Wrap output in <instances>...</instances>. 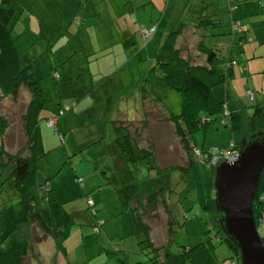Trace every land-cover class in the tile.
I'll list each match as a JSON object with an SVG mask.
<instances>
[{
  "label": "rangeland",
  "instance_id": "obj_1",
  "mask_svg": "<svg viewBox=\"0 0 264 264\" xmlns=\"http://www.w3.org/2000/svg\"><path fill=\"white\" fill-rule=\"evenodd\" d=\"M114 1L22 0L16 7L22 11L16 17L14 46L23 65L33 64L45 103L37 130L42 155L38 177L49 178L52 200L37 203L41 222L37 238L43 232L56 238L70 264H151L150 248L139 242L144 239L143 205L148 209L147 198L154 192L167 198L176 220L169 235L164 219L168 214L158 207L156 222L149 223L155 247L176 253L207 240L205 232L211 224L218 232L216 214L204 210L209 169L199 155L183 150L173 124L164 118L178 115L182 101L180 93L168 87L156 61L170 30L181 22L193 26L210 17L219 21L212 30L214 36H206L204 43L226 57L220 68L232 105L247 108L249 116L256 105L264 106V16L246 22L240 19L242 30L244 24L252 26L245 33L235 23L229 25L226 0H162L161 4L156 0L164 6L163 13L168 9L163 20L152 24L137 22L129 13L134 4L140 7L148 0H117L119 11ZM233 17L240 18L238 11ZM257 24L262 27L255 29ZM191 33L189 29L178 44L185 57L196 55ZM30 99L24 86L15 98L0 94V117L7 123L0 134V148L8 154H16L27 144L23 115ZM64 107L71 111L59 116L56 124L52 121L54 126L49 128L48 119ZM141 121L147 128L140 127ZM128 130L143 146L151 143L149 160L123 161L114 140ZM232 135L227 118L219 114L207 130L191 135L190 141L199 150H212L219 156ZM28 155L27 151L23 154ZM2 181L1 174L0 239L4 246L17 240L31 242L30 253H36L35 238L30 241L29 231L25 237L19 231L30 225L20 212L19 199ZM227 254L218 245V264L233 262L222 260ZM29 264H34L30 258Z\"/></svg>",
  "mask_w": 264,
  "mask_h": 264
},
{
  "label": "trees",
  "instance_id": "obj_2",
  "mask_svg": "<svg viewBox=\"0 0 264 264\" xmlns=\"http://www.w3.org/2000/svg\"><path fill=\"white\" fill-rule=\"evenodd\" d=\"M21 1L0 0V94L1 96L15 98L22 86L30 92L31 99L23 115L27 144L14 155L8 154L3 148H0V175H3L1 185L3 186V182H7L9 190L17 195L21 207L20 212L26 223L36 222L37 228L40 229V216L36 211L37 203L40 201L41 203L47 202L49 204L52 200L49 178L42 181L38 177V164L42 155L37 145V130L38 124L43 120L40 117V113L44 110L45 103L40 99L42 94L38 86L39 79H36L32 73L33 64L23 65L21 57L14 46V26L18 23V18L16 17L22 11L21 7H19L20 10L16 7L20 6ZM255 1L258 8H264V4L260 0ZM242 2L246 4L247 1ZM248 2L250 1L248 0ZM235 5L236 7L231 9V24L238 23V25H235L236 28L239 32H244L245 30H242L240 23L241 18L233 17V14L237 12L240 6L238 4ZM233 10L235 11L232 12ZM215 21L210 17L208 20L196 21L197 24L193 26H187V24L182 22L179 23L176 29L168 32L159 48L156 59L168 87L179 92L182 100L180 113L178 115L169 114L168 117L164 118L173 124L175 136L178 138L183 150L187 154L190 152L196 154L194 151L198 150L199 154L196 155H199V160L208 167L209 173L204 193V210L213 213H216L212 197L214 166L209 164V157L214 152L212 150H199L190 141L191 135L198 130H207L208 125L219 114H223L227 118L231 127L233 134L230 142V144L232 143L231 146L229 144L231 148H233V145L238 147L241 141L246 140L254 133L264 132V106L256 105V108L249 116L246 111L247 108L238 109L232 105L231 96L227 88L226 75L223 69L220 68V63L224 62L223 60L226 57L218 55L215 49L207 47L204 43L206 36H214L212 30L219 25V21ZM189 29L193 30L191 38H189L191 46L196 51V55L193 57L190 55L185 57L183 50L178 47L180 39L185 37ZM184 49L186 50L185 46ZM56 76L59 79V76ZM69 111H71V107L59 109L56 117L49 118L50 120L48 119V121H53L56 124V119ZM141 122L144 123H140V127L147 128L145 121ZM6 125L7 123L0 117L1 135L4 134ZM52 126L54 125L52 124L48 127L51 128ZM133 126L135 125H132L131 128ZM134 128L138 129L139 127L137 128L136 126ZM235 134H237L238 140L235 139ZM58 136L61 135L58 134ZM114 141L125 162L135 164L140 160H149L152 156V152L148 148L151 143L148 142L146 146H143L142 143L134 139L129 130L127 134L121 135ZM26 151L29 155L23 156ZM151 166L150 169L153 167ZM263 192L264 171L261 174L253 202V216L257 229L260 227L259 217L264 210L261 206L258 208L260 203L258 202V196ZM151 195L150 198H147L146 206L148 209L142 203L144 212L143 222L140 223V226L144 232V239L139 242V244L146 243L145 247L150 248L149 254L151 256L149 255L148 260L151 264H218L219 259L216 251L218 250V245L221 244L228 252V257L222 260L231 259L233 261L231 264H240L238 250L227 238L220 235L221 232L219 230L218 232L220 233L215 232L212 224L205 232L208 237L207 240L201 241L192 247H181V250L176 253H168L163 250V247H155L151 239L152 231L149 223H152V220L156 222L159 216L158 207L162 209L163 213L168 214L164 219L166 220L165 228L169 235L174 232L173 225L176 224V220L172 215V208L169 207L167 198L161 196L160 193L157 194V192ZM146 209L147 212H145ZM94 227L97 229V226ZM21 230L19 231L24 234V231ZM37 235V233H34V236H32L35 238L34 242L36 244L45 237L40 236L37 238ZM261 237L264 245V231L261 232ZM27 248L28 244L26 241H11L9 245L4 246L3 240L0 239V264H22L27 256Z\"/></svg>",
  "mask_w": 264,
  "mask_h": 264
},
{
  "label": "water",
  "instance_id": "obj_3",
  "mask_svg": "<svg viewBox=\"0 0 264 264\" xmlns=\"http://www.w3.org/2000/svg\"><path fill=\"white\" fill-rule=\"evenodd\" d=\"M232 163L214 165L213 203L221 234L239 252L240 264H264V245L255 224L253 202L264 171V132L241 141Z\"/></svg>",
  "mask_w": 264,
  "mask_h": 264
},
{
  "label": "crops",
  "instance_id": "obj_4",
  "mask_svg": "<svg viewBox=\"0 0 264 264\" xmlns=\"http://www.w3.org/2000/svg\"><path fill=\"white\" fill-rule=\"evenodd\" d=\"M100 1H106V4L108 3L109 0H100ZM131 0H128V2H130ZM134 1V0H132ZM170 1V0H169ZM245 0H226V11L228 13V17H229V21L231 25V9L233 7H236L235 4L240 5L238 8V12H240V18L241 20H243V22H246L247 20H251L253 18H259L264 16V8H258L257 4L255 3V0H249L250 2H248V0H246V4H244ZM160 4L162 2V0H159ZM114 3L117 6H113L117 11H119L121 8V6H118L119 1L115 0ZM124 5L126 4V2H123ZM241 3V4H239ZM160 4L157 3L156 0H148L146 1H142L140 7H137L136 4H134L133 9H131L129 11V13L133 14L136 18V21L139 22V20L141 21H148L152 24H155L156 21L158 20H163L164 16L166 15V11L168 8H166L165 13L164 10V6H161ZM169 4V2H168ZM165 5V4H164ZM262 9V10H260ZM230 12H229V11ZM106 11V9L104 10V12ZM213 15H215L213 13ZM261 18V19H262ZM262 27L261 24H257L255 25V29ZM244 29H245V33L249 30H252V26L248 25V24H244ZM245 33H244V37H245ZM229 35V34H228ZM228 43V42H227ZM227 45V44H226ZM228 46V45H227ZM145 116L147 114L146 109L144 111ZM137 122V121H136ZM37 223L36 222H30V225L28 227L25 228L24 231V236L25 234H27V232L29 231L30 234V241L32 240V236H34V233H38L39 228H37ZM29 228V229H28ZM41 236H46L43 238V240L41 242H39L38 244H33L36 246V253H30V245L31 242L29 244V242H27L28 244V248H27V256L25 260V262H22V264H29V258L31 260V263L33 262L34 264H39L41 262V260L46 261L47 264H70L68 263V259H66L64 253L61 252L60 250V246H59V241L56 238H53L52 235L46 234V232H43V234ZM52 236V237H50ZM48 251V252H47ZM44 255V256H43ZM42 257V258H41ZM39 259V260H37ZM24 261V260H23ZM41 264V263H40Z\"/></svg>",
  "mask_w": 264,
  "mask_h": 264
},
{
  "label": "built area",
  "instance_id": "obj_5",
  "mask_svg": "<svg viewBox=\"0 0 264 264\" xmlns=\"http://www.w3.org/2000/svg\"><path fill=\"white\" fill-rule=\"evenodd\" d=\"M260 1L264 4V0H260ZM235 24L238 25V23H235ZM47 125L48 126H51L52 125V121H48V124ZM231 144H230V146H231ZM230 146H229V148H227L224 151H222L219 156H216L215 153L212 154L209 157V164L211 166H214L217 163V161H219V160H224V161H226L228 163L234 162L236 160L237 156H238V149H237V147H235V145H233V148H231ZM195 153L196 154H199L198 151L195 152ZM258 202H260L259 203V206H261L264 209V192L261 193L258 196ZM259 220H260L259 221L260 227L258 229V232H259V234L261 236V232L264 231V210H263V213L260 215Z\"/></svg>",
  "mask_w": 264,
  "mask_h": 264
},
{
  "label": "flooded vegetation",
  "instance_id": "obj_6",
  "mask_svg": "<svg viewBox=\"0 0 264 264\" xmlns=\"http://www.w3.org/2000/svg\"><path fill=\"white\" fill-rule=\"evenodd\" d=\"M258 208H259V205H258ZM260 213V212H259Z\"/></svg>",
  "mask_w": 264,
  "mask_h": 264
}]
</instances>
